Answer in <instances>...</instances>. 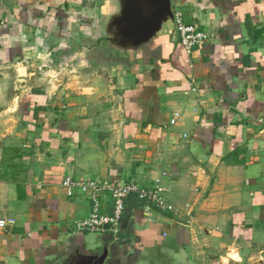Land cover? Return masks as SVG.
<instances>
[{"label": "crops", "instance_id": "0c3cea01", "mask_svg": "<svg viewBox=\"0 0 264 264\" xmlns=\"http://www.w3.org/2000/svg\"><path fill=\"white\" fill-rule=\"evenodd\" d=\"M171 2L206 42L103 62L112 0H0V264H264V0ZM67 177L160 180L172 210L131 196L117 238L83 231Z\"/></svg>", "mask_w": 264, "mask_h": 264}, {"label": "built area", "instance_id": "2783aa9c", "mask_svg": "<svg viewBox=\"0 0 264 264\" xmlns=\"http://www.w3.org/2000/svg\"><path fill=\"white\" fill-rule=\"evenodd\" d=\"M175 16L181 45L190 54L194 48L207 41V35L196 25L186 23L180 12H176ZM175 122L176 119H173L171 124L173 125ZM63 186L69 189H79L81 193L88 195L93 202L90 216L78 222L77 227L80 230L103 236L118 237L126 210V202L131 196H136L148 216H152L154 211L168 212L172 210V206L164 197L168 190L161 184L160 180L157 181L154 187L145 188L136 182L116 184L110 180L67 177L63 182ZM106 194H109L112 199L111 212L104 210L103 199ZM13 223L12 220L0 219V228H5Z\"/></svg>", "mask_w": 264, "mask_h": 264}, {"label": "water", "instance_id": "95a60500", "mask_svg": "<svg viewBox=\"0 0 264 264\" xmlns=\"http://www.w3.org/2000/svg\"><path fill=\"white\" fill-rule=\"evenodd\" d=\"M177 30L171 0H112V9L92 34L106 60L131 61L163 36ZM105 257L84 256L77 264H103Z\"/></svg>", "mask_w": 264, "mask_h": 264}, {"label": "rangeland", "instance_id": "374dc122", "mask_svg": "<svg viewBox=\"0 0 264 264\" xmlns=\"http://www.w3.org/2000/svg\"><path fill=\"white\" fill-rule=\"evenodd\" d=\"M86 47H88V46H86ZM103 62H104V59H103ZM59 78H62V77H60V76H58Z\"/></svg>", "mask_w": 264, "mask_h": 264}]
</instances>
